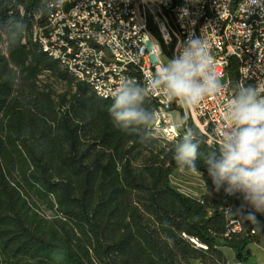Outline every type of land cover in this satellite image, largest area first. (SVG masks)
<instances>
[{"label": "trees", "instance_id": "16d2710c", "mask_svg": "<svg viewBox=\"0 0 264 264\" xmlns=\"http://www.w3.org/2000/svg\"><path fill=\"white\" fill-rule=\"evenodd\" d=\"M48 3L0 0V26L25 25L16 42L0 27V264H227L224 249L250 264V246L264 247V231L244 218L230 232L236 199L215 191L203 161L209 151L219 156L217 144L193 128L204 141L200 175L179 169L175 141L163 142L151 126L115 127L112 100L76 82L33 41ZM154 36L171 59L172 46ZM44 74L64 91L40 85ZM228 76L237 78L234 60ZM146 107L157 109L150 99ZM175 173L199 176L201 195L180 193ZM253 214L264 226V214Z\"/></svg>", "mask_w": 264, "mask_h": 264}, {"label": "built area", "instance_id": "2783aa9c", "mask_svg": "<svg viewBox=\"0 0 264 264\" xmlns=\"http://www.w3.org/2000/svg\"><path fill=\"white\" fill-rule=\"evenodd\" d=\"M48 8L45 21L33 27V41L76 82L105 100H112V90L124 78L143 85L155 71L162 49L154 33L172 46V57L190 35L209 42L224 92L191 109L152 94L148 99L156 103L158 118L151 130L165 143L180 137L183 129L176 125L182 117L186 126L218 145L234 85L242 81L264 87V7L252 0H49ZM231 60L237 64L234 82L228 76ZM227 196L236 199L229 210L239 213L230 222L234 233L255 211L238 195Z\"/></svg>", "mask_w": 264, "mask_h": 264}, {"label": "clouds", "instance_id": "9594fccd", "mask_svg": "<svg viewBox=\"0 0 264 264\" xmlns=\"http://www.w3.org/2000/svg\"><path fill=\"white\" fill-rule=\"evenodd\" d=\"M252 4L264 7V0H252ZM0 27L10 34L12 42L19 41L25 30V25L19 21ZM159 56L155 71L143 85L124 78L112 90L108 111L115 127L129 133L149 131L158 118L154 110L146 107L152 94L191 109L205 98H215L224 92L216 58L203 36L190 35L171 59L160 51ZM234 88L223 110L227 127L220 132L219 156L209 151L203 155V161L216 192L223 190L226 195H238L245 205L264 214V87L238 81ZM186 125L183 118L176 125L183 129V135L174 142L173 159L179 169L202 175L196 161L204 141L196 130ZM228 211L233 216L232 211ZM245 218L254 225L256 233L264 231L253 213Z\"/></svg>", "mask_w": 264, "mask_h": 264}, {"label": "rangeland", "instance_id": "374dc122", "mask_svg": "<svg viewBox=\"0 0 264 264\" xmlns=\"http://www.w3.org/2000/svg\"><path fill=\"white\" fill-rule=\"evenodd\" d=\"M40 85H46L51 88L56 94H60L64 91V85L52 77H48L46 74L40 76ZM172 185L182 194L191 197H198L203 192V185L200 177L194 174L175 173L172 177ZM47 216L50 213L46 214ZM253 258L251 262H258L262 254H264V247L252 246L250 248ZM227 257V264H236L235 259L231 252L227 249L223 250ZM191 264H199L198 262H192Z\"/></svg>", "mask_w": 264, "mask_h": 264}, {"label": "crops", "instance_id": "0c3cea01", "mask_svg": "<svg viewBox=\"0 0 264 264\" xmlns=\"http://www.w3.org/2000/svg\"><path fill=\"white\" fill-rule=\"evenodd\" d=\"M252 246H256V245H252ZM252 246H250V248L252 247ZM256 247H258V246H256ZM232 254V253H231ZM226 255V254H225ZM262 255H264V254H262ZM252 258H253V255H252V257H251V259H250V264H260L261 263V259H262V257H261V259L258 261V262H251V260H252Z\"/></svg>", "mask_w": 264, "mask_h": 264}]
</instances>
